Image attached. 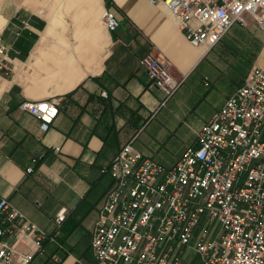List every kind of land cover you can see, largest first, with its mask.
<instances>
[{"label": "crops", "instance_id": "0c3cea01", "mask_svg": "<svg viewBox=\"0 0 264 264\" xmlns=\"http://www.w3.org/2000/svg\"><path fill=\"white\" fill-rule=\"evenodd\" d=\"M106 10L119 18L113 31ZM1 46L0 194L54 236L31 264H98L92 230L112 183L104 169L121 146L132 140L173 165L264 61L252 15L214 46H195L171 11L148 0H0ZM151 51L184 78L165 104L142 65ZM53 98L59 113L47 131L19 107Z\"/></svg>", "mask_w": 264, "mask_h": 264}, {"label": "built area", "instance_id": "2783aa9c", "mask_svg": "<svg viewBox=\"0 0 264 264\" xmlns=\"http://www.w3.org/2000/svg\"><path fill=\"white\" fill-rule=\"evenodd\" d=\"M148 1L171 11L195 46H214L248 14L264 31V0ZM104 21L110 31L120 25L112 10ZM142 65L165 104L184 78L153 51ZM19 107L40 119L42 131L59 113L54 98ZM194 132L196 143L173 165L145 156L130 140L106 166L112 183L92 230L98 264H196L194 256L200 264H264V61ZM65 213L57 212L58 223ZM53 239L0 194V264H31Z\"/></svg>", "mask_w": 264, "mask_h": 264}, {"label": "rangeland", "instance_id": "374dc122", "mask_svg": "<svg viewBox=\"0 0 264 264\" xmlns=\"http://www.w3.org/2000/svg\"><path fill=\"white\" fill-rule=\"evenodd\" d=\"M194 256V255H193ZM196 264H200V260L197 256H194Z\"/></svg>", "mask_w": 264, "mask_h": 264}]
</instances>
